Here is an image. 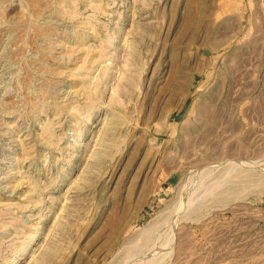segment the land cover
<instances>
[{
    "label": "rangeland",
    "instance_id": "obj_1",
    "mask_svg": "<svg viewBox=\"0 0 264 264\" xmlns=\"http://www.w3.org/2000/svg\"><path fill=\"white\" fill-rule=\"evenodd\" d=\"M0 264H264V0H0Z\"/></svg>",
    "mask_w": 264,
    "mask_h": 264
},
{
    "label": "bare ground",
    "instance_id": "obj_2",
    "mask_svg": "<svg viewBox=\"0 0 264 264\" xmlns=\"http://www.w3.org/2000/svg\"><path fill=\"white\" fill-rule=\"evenodd\" d=\"M159 251V250H158ZM157 253V252H156Z\"/></svg>",
    "mask_w": 264,
    "mask_h": 264
}]
</instances>
